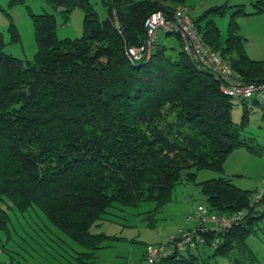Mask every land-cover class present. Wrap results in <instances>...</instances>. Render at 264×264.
I'll list each match as a JSON object with an SVG mask.
<instances>
[{
  "label": "trees",
  "instance_id": "obj_1",
  "mask_svg": "<svg viewBox=\"0 0 264 264\" xmlns=\"http://www.w3.org/2000/svg\"><path fill=\"white\" fill-rule=\"evenodd\" d=\"M185 1L104 0L107 16L100 20L89 0H47L64 22L73 8L82 7L83 34L59 39L54 13L33 15L38 48L26 60L2 51L0 32V232L6 238L20 228L66 264L93 263L112 236L91 228L109 208L146 201L162 208L195 171H221L235 148L251 151L241 138L243 122L239 126L230 116L233 102L246 105V100L224 94L214 75L183 52L179 35L165 33L179 40L175 53L156 36L148 59L132 61L127 55V47L144 40L150 13L159 10L169 18ZM254 7L255 13L264 11V0ZM212 12L224 15L226 7L191 18L196 30L198 20ZM9 30L19 41L13 24ZM200 37L236 79L264 81V60L246 55L234 21L224 41L212 20ZM246 115L244 109L243 121ZM201 186L210 211L246 215L226 230L209 229L203 245L194 248L197 253L175 251L158 264H195L200 254L204 260L230 256L235 249L246 256L241 264L253 262L246 239L260 216L251 191L223 176Z\"/></svg>",
  "mask_w": 264,
  "mask_h": 264
},
{
  "label": "rangeland",
  "instance_id": "obj_2",
  "mask_svg": "<svg viewBox=\"0 0 264 264\" xmlns=\"http://www.w3.org/2000/svg\"><path fill=\"white\" fill-rule=\"evenodd\" d=\"M104 0H89L98 18L107 16ZM256 0H186L183 6L191 18H198L210 8L226 7L224 15L214 12L206 14L198 20L197 29L200 36L205 31L206 22L212 20L219 29V39L228 37V27L231 21L237 25L244 39L243 49L248 57L254 60H264V11L255 13ZM241 10V11H240ZM56 15L57 38H78L83 34L84 9L75 7L69 12L67 22L61 13L53 9L47 0H0V32L2 33V51L19 59H31L37 51L35 39V23L33 15ZM10 24H13L19 35V41L11 38ZM157 42L166 46L168 51L175 53L179 49V40L174 35H166L157 31ZM171 48V49H170ZM234 101V99L232 98ZM252 100L233 102L230 116L233 122L240 126L241 138L248 142L251 151L246 147L235 148L225 159L223 169H200L195 171L192 181L182 180L172 191L171 201L162 208L155 209L152 201L142 202L139 207H123L114 205L109 208L105 219L95 223L91 231L112 236L102 242L103 248L96 251L97 259L89 264H124L139 262L147 244H160L179 229H192L196 223L191 218V212H196L198 206H206V196L201 184L212 178L229 177L236 186L255 193L260 187L264 173V108L254 105ZM244 109L247 110L246 121L242 120ZM255 233L246 239V246L253 255L249 264H264V200L256 207ZM44 217V216H43ZM45 218V217H44ZM46 223V219H44ZM21 224L24 225L23 222ZM52 231L56 232L55 229ZM22 235V236H20ZM67 242L76 249H81L67 237ZM205 248V250H204ZM201 248L210 253L207 247ZM199 249V250H201ZM197 253V250H193ZM55 253V252H54ZM235 249L230 256L218 255L204 259L200 254L195 264H241L244 257ZM66 264L58 256L51 255L47 249L36 245L31 238L23 235L22 230H12L10 236L0 232V264Z\"/></svg>",
  "mask_w": 264,
  "mask_h": 264
},
{
  "label": "built area",
  "instance_id": "obj_3",
  "mask_svg": "<svg viewBox=\"0 0 264 264\" xmlns=\"http://www.w3.org/2000/svg\"><path fill=\"white\" fill-rule=\"evenodd\" d=\"M145 38L139 45L127 47V55L132 61L146 60L151 55L153 42L157 31L179 35L182 50L196 59L198 64L211 72L219 81V87L224 94L234 101L256 99L264 103V81L243 82L234 77L229 64L212 50L197 33L187 9L182 5L175 6L168 18L161 11L150 13L144 20ZM264 200V173L261 184L255 193L250 195L251 204ZM246 215V211L219 216L207 207L198 206L196 212H191V218L196 225L192 229H179L178 233L170 236L160 244H150L146 247L144 259L139 262L126 264H158V262L173 254L175 251L185 252L202 246L204 235L209 229L226 230ZM213 245H215L213 243Z\"/></svg>",
  "mask_w": 264,
  "mask_h": 264
},
{
  "label": "crops",
  "instance_id": "obj_4",
  "mask_svg": "<svg viewBox=\"0 0 264 264\" xmlns=\"http://www.w3.org/2000/svg\"><path fill=\"white\" fill-rule=\"evenodd\" d=\"M225 162V161H224Z\"/></svg>",
  "mask_w": 264,
  "mask_h": 264
}]
</instances>
